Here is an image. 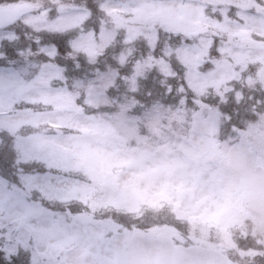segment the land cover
Wrapping results in <instances>:
<instances>
[{
    "label": "rangeland",
    "instance_id": "1",
    "mask_svg": "<svg viewBox=\"0 0 264 264\" xmlns=\"http://www.w3.org/2000/svg\"><path fill=\"white\" fill-rule=\"evenodd\" d=\"M86 1H0L29 5L0 29V45L19 39L13 29L30 32L26 47L40 46L19 53L18 64L10 43L0 48V139L15 130L47 157L62 182L45 206L69 225L16 217L14 226L30 232L27 248L4 250L0 240V254L9 264L14 256L29 264H250L264 254V115L256 135L239 128L220 141L208 99L238 103L243 84L264 89V0ZM45 31L62 36L75 65L83 62L79 106L60 79L58 42ZM109 47L117 68L95 75ZM150 70L162 91L145 90L138 104L133 95ZM119 82L128 88L117 96ZM139 107L147 110L134 115ZM134 130L142 138L127 133ZM22 183L39 203L43 194ZM142 210L153 211L142 224L116 216L138 219ZM245 222L253 240L237 247Z\"/></svg>",
    "mask_w": 264,
    "mask_h": 264
},
{
    "label": "trees",
    "instance_id": "2",
    "mask_svg": "<svg viewBox=\"0 0 264 264\" xmlns=\"http://www.w3.org/2000/svg\"><path fill=\"white\" fill-rule=\"evenodd\" d=\"M1 1V0H0ZM8 1V0H7ZM86 2L89 3V1L87 0ZM15 23L11 24V27L14 25ZM13 33H16L17 36H19V39H17L16 41H6L4 42L2 45H0V48L4 51V48L6 46L7 43H10L11 46V52L9 54H11V57L14 59V62L20 63L21 62V57L18 58V54L19 53H25L29 56L32 55V53H36L38 50V54H39V45L36 47L35 49V45L34 43H31L32 45H28V47L25 46V44H28V39L26 37V35L30 32L26 31V30H21V31H16L12 29ZM32 34V33H31ZM39 34V33H38ZM42 34V33H40ZM48 34V35H45ZM44 36H52L54 38V40L57 43L58 46L57 49L60 50L59 53L60 55L55 56V62L57 65V68L59 69V71H61V80L62 82L65 84V86H67L68 89V93L71 96V98L73 99L74 103L77 104V106L82 104V100H83V90L81 89L83 87V85L86 83L84 82L82 85L79 84L78 81H75V76L77 75L78 78L84 79L85 75L81 73L82 69L84 68L83 62L81 61V63L79 62V65H75L74 59H72L70 57V53L65 54L64 48H61L62 46V36H60V34H56V36L52 35L51 32H44ZM31 38V36H30ZM59 40V41H57ZM47 42H50L47 41ZM120 44H117V46H119ZM142 50V48H141ZM107 52V57L108 59H105L104 62H101V59H99V63H96V70L94 72V74L96 75L98 72H102L103 70H105L107 67L110 68H117V64H116V60L115 57L113 56L114 54L112 53L113 51H110V47L108 49H106ZM104 52V53H105ZM0 55L2 56L1 52ZM106 56V54H105ZM104 56V58H105ZM33 59V57H31ZM39 60V57L37 56L36 61ZM0 65H2V63L0 62ZM34 67V65H33ZM122 74L121 72L118 73ZM149 77L146 78V80L143 81L141 87L142 90L140 89V85L138 88V92H137V96L133 95V97H135V101L139 104L140 101H143L144 103H146V99L144 96L145 90L150 92L151 95H156V93H158L159 91H162V85H160V80L159 77L156 78H152V76H154V72L153 70H150V72L148 73ZM178 75H181V73H179ZM118 77V76H117ZM118 79V78H117ZM168 83L170 84V82L168 81ZM167 83V84H168ZM184 82L181 81L180 84H183ZM245 84L242 85L241 88H239V85H236L237 88H239V90L242 89L244 92H242V99L237 103L235 102V100L232 99V97H226L224 98L223 101H216V99H211L209 98L208 101L210 103L211 107H214L217 109V119L215 120L216 126H215V134L217 136V138L221 141V140H225L227 138L228 135L231 136V140H233L235 138V134L233 129H239V128H247V130H249L251 132V134L256 135L259 130L255 129L254 126H258L259 127V118L264 115V89L261 90V87L258 84H251V85H246ZM118 86L115 89L114 95L120 96L122 95L121 91L126 90L127 91V86L126 84H122L120 86V82L118 83ZM239 86V87H238ZM171 94V91L170 93ZM162 94H160L161 96ZM231 98V99H230ZM134 104V106H137L138 104ZM96 109V108H95ZM94 109V110H95ZM93 110V109H92ZM103 108H100L99 111L104 113ZM145 107H139L137 109V111L134 112V115H140L142 112H145ZM106 113V111H105ZM105 121H107L108 124H112L114 125L113 121L111 120V117H104ZM261 129V128H260ZM264 131V127L262 128ZM143 130V129H142ZM129 134L135 136V137H140L142 138L143 133H137L136 130L132 131V132H127ZM261 134V132H260ZM252 135V136H253ZM264 138V134H261L259 137ZM124 139H126L130 144H133L132 139L128 136L123 137ZM251 140H253L251 138ZM7 141V140H6ZM226 142V140H225ZM252 142V141H251ZM264 147V145H263ZM260 148V146L258 147ZM260 152H262V148L257 152V156H258V160H260L259 154ZM8 160H10L11 158H7ZM261 161V160H260ZM7 165V164H5ZM4 165V172H5V176H7V173L9 171V169H6ZM8 167V166H7ZM10 182V181H8ZM242 199H244L245 194L242 193ZM250 203V202H249ZM245 205H243V209H247L248 207V203H244ZM71 209L74 211V208L71 207ZM149 211V212H147ZM153 211L150 210H142L141 213L139 214V218L138 219H134L132 218L131 215L124 213H118L116 214V216L120 217L122 219V221H132V220H139L138 223L142 224V222H144L145 220L151 219L153 215L152 214ZM114 214V213H113ZM115 217V216H114ZM135 222V221H133ZM238 224H234L233 228H235L234 230L236 231L237 229H239ZM250 226V223H249ZM248 228L249 230L246 229V235L239 237L238 241L236 240V246H240L243 245L244 243H246L247 239L249 242H251L253 240L252 237V232L250 231V227L246 226V222H245V228ZM240 234L242 235V229H239ZM228 257L231 260H234V256L229 254ZM240 257V256H239ZM29 257L25 258V261H19L16 262V256L14 257H10L9 261L12 262L13 264H29ZM252 262L250 264H264V254L263 255H257L255 256L252 260ZM0 264H9L8 263V259H5L3 257L2 254H0Z\"/></svg>",
    "mask_w": 264,
    "mask_h": 264
},
{
    "label": "snow or ice",
    "instance_id": "3",
    "mask_svg": "<svg viewBox=\"0 0 264 264\" xmlns=\"http://www.w3.org/2000/svg\"><path fill=\"white\" fill-rule=\"evenodd\" d=\"M4 88L0 78V91ZM9 139H0V240H4V250L15 251L17 245L24 243L27 248V237L30 232L16 227L15 218L23 217L26 222L32 220L40 224L65 225L55 215V211L45 206L46 200L56 199L59 192V185L62 182L57 176L52 175L51 167L47 164V157L44 156L30 138H21L15 130L9 131ZM5 149L11 153L8 160ZM23 157V158H22ZM8 166L7 177L4 172V165ZM10 180V183L7 182ZM34 185L35 190L43 194L39 203L32 200L28 192L23 191V183ZM29 192L33 191L30 187ZM7 213V216H5ZM8 221L12 226L7 228L5 233L4 223ZM34 264V262H33Z\"/></svg>",
    "mask_w": 264,
    "mask_h": 264
},
{
    "label": "water",
    "instance_id": "4",
    "mask_svg": "<svg viewBox=\"0 0 264 264\" xmlns=\"http://www.w3.org/2000/svg\"><path fill=\"white\" fill-rule=\"evenodd\" d=\"M28 9L29 5L25 2L0 6V28L16 20Z\"/></svg>",
    "mask_w": 264,
    "mask_h": 264
}]
</instances>
